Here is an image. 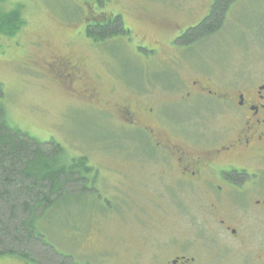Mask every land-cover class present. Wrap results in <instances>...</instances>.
Segmentation results:
<instances>
[{"label": "flooded vegetation", "instance_id": "obj_1", "mask_svg": "<svg viewBox=\"0 0 264 264\" xmlns=\"http://www.w3.org/2000/svg\"><path fill=\"white\" fill-rule=\"evenodd\" d=\"M85 19L112 18L89 13ZM160 26L172 33L168 46L177 52L172 65L166 63L171 73L165 82L134 86L118 82L113 72L116 84L104 86L90 78L77 56L52 55L46 63L54 83L85 108L106 115L110 130L96 148L100 161H90L88 151L77 155L78 167L70 172L76 175L66 179L68 204L92 200V225L85 231L86 220L73 224L68 208V226L72 232L97 233L103 228L96 218L100 212L114 214L119 227L138 234L131 247L135 262L264 264V23L259 28L262 38L252 43L257 54L247 56L241 75L229 79L196 68L183 78L176 65L178 52L187 57V47L177 39L191 26ZM253 30L257 28L246 29L248 54ZM149 46V56L158 58L163 46ZM102 76L106 74L96 75ZM151 87L167 90L168 96L155 98ZM148 183L167 192L162 196L168 208L162 207L156 192L142 187ZM161 218L170 224L162 226L157 221ZM152 221L156 235H143ZM186 232L193 235L182 234ZM91 237L86 241L96 245L98 240Z\"/></svg>", "mask_w": 264, "mask_h": 264}, {"label": "rangeland", "instance_id": "obj_2", "mask_svg": "<svg viewBox=\"0 0 264 264\" xmlns=\"http://www.w3.org/2000/svg\"><path fill=\"white\" fill-rule=\"evenodd\" d=\"M210 2L104 0V3L96 5L84 0L1 2L0 10H9L21 4L24 18V25L14 37L0 36V104L5 108L8 124L41 142L55 141L63 147L68 158L88 151L90 161H100L96 148L110 132L106 115L85 108L82 102L66 93L65 87L54 83L53 75L46 69L50 57H79L88 68L90 78L104 86L114 85L116 80H125L134 86H146L149 80L165 82L171 73L166 63L171 64L173 54L177 52L168 46L172 33L162 31L160 22L181 23L183 28L193 26L206 16ZM99 12L119 14L130 35L117 36L101 44L89 40L82 25L87 23L85 17L89 13L96 15ZM222 20L220 29L186 49L184 55L187 57L178 52L181 56L176 66L183 78L193 74L192 68L224 79L240 76L247 56L253 58L257 54L252 43L263 35V30L259 28L264 23V0H235ZM250 28H257V31H252L248 54L246 29ZM150 43L163 46L158 49V58L149 56ZM97 74L106 76L97 79ZM151 88L156 92L153 94L155 98L168 96L167 90ZM110 96L117 97L114 94ZM142 187H146V192L157 193L163 208L169 207L162 196L167 192L161 185L148 183ZM70 202L65 204V198L60 200L34 223L36 231L56 252L71 257L79 264H146L130 259L131 247L135 246L138 234L128 230L127 226L119 227L114 214L100 212L96 218L103 221V228L97 233L72 232L68 226L70 212L76 226L80 222L83 224L82 220H86L85 231L88 225H92L93 220L88 213L92 200ZM157 214L158 211L153 212V216ZM157 221L162 226L170 224L165 218ZM155 229L158 228L152 221L143 235H156ZM182 234L193 235L191 232ZM89 236L98 240L96 245L86 241ZM39 244L32 241L29 250L39 259L38 262L0 256V264H55V260ZM95 248H99L100 252ZM32 255L29 256L33 259Z\"/></svg>", "mask_w": 264, "mask_h": 264}, {"label": "trees", "instance_id": "obj_3", "mask_svg": "<svg viewBox=\"0 0 264 264\" xmlns=\"http://www.w3.org/2000/svg\"><path fill=\"white\" fill-rule=\"evenodd\" d=\"M234 2L213 0L207 15L188 27L177 43L188 48L213 34ZM97 3L102 4L104 0ZM22 12L21 4L0 10V36L12 38L20 31L24 25ZM104 13L97 14L112 19H90L86 23L84 30L89 40L101 43L129 33L119 14ZM6 117L5 108L0 104V256L38 262L29 251L33 241L42 245L55 264H76L69 256L56 252L36 231L34 223L60 200L65 198L68 204L66 179L76 175L70 172L78 167L80 159L68 158L63 147L53 140L41 142L10 126Z\"/></svg>", "mask_w": 264, "mask_h": 264}]
</instances>
